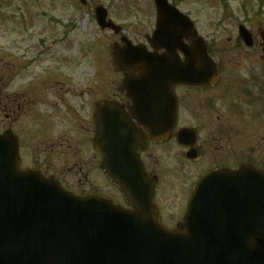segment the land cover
Masks as SVG:
<instances>
[{
	"label": "water",
	"instance_id": "water-1",
	"mask_svg": "<svg viewBox=\"0 0 264 264\" xmlns=\"http://www.w3.org/2000/svg\"><path fill=\"white\" fill-rule=\"evenodd\" d=\"M103 16L102 12L97 13L100 21ZM190 35L194 37V32ZM195 45L199 50L195 66L192 53L181 45L174 46L172 53L180 49L184 61L179 63L175 52L176 56L169 59L170 66L158 67L166 72L161 75L168 79L164 83L189 84L210 73L213 67L202 63L204 50L199 38ZM136 53V50H122L114 55L122 70L140 71L139 65L128 64L135 62L133 55ZM142 61L141 58L137 60L138 63ZM163 92L161 84L158 95ZM161 102L159 98L160 108ZM1 141L7 149L0 147V264H191L195 253L201 258L206 255L205 244H192L198 240L197 236L187 241L188 226L184 227L183 234L170 232L159 226L151 214L147 216L150 227L141 233L131 232L126 226L140 220V215H130L112 207L109 208L118 212L107 210L109 217L100 222L86 220L82 215L85 200L69 195L48 180L20 172L15 145L8 140ZM253 173L254 188L260 190V197L264 198L261 193L264 174ZM259 235L264 238L262 226ZM245 236L251 237V233ZM241 247L244 261L253 264L264 261V239L255 243L250 240ZM227 263L224 260V264Z\"/></svg>",
	"mask_w": 264,
	"mask_h": 264
},
{
	"label": "rangeland",
	"instance_id": "rangeland-1",
	"mask_svg": "<svg viewBox=\"0 0 264 264\" xmlns=\"http://www.w3.org/2000/svg\"><path fill=\"white\" fill-rule=\"evenodd\" d=\"M191 1L192 4L189 5V9L195 8L196 10L194 20L197 29L207 39L214 38L224 41L228 36L210 37L211 30L217 28L234 30L239 22H243L252 32L264 28V5L261 7L259 16L253 15L257 10L258 0H225V6L221 4L220 0ZM113 2L114 5H112ZM80 3L79 0H0V76H9L10 71L16 67L14 63H23L24 61L25 52L21 53L20 46L15 47V42L24 46L33 45L32 53H34L35 58L43 60V57L48 53L45 52L40 57V50L36 46V44L42 42L46 50L60 52L62 55L67 56L78 57L81 55L83 48L85 73L82 78L84 90L87 89L88 85H94L95 83V77L94 79L90 78L91 73L94 74V68L96 74L98 71L95 65L97 58L96 53L93 52L94 50L98 51L100 72L108 75L106 78H101L105 80L116 78L117 76L108 64L111 61L108 46L114 40V37L108 31L99 30L91 15V10L94 8L93 4H103L109 7L110 17L116 23L122 25L133 24L136 22L134 15H139V21L147 17L146 12L142 10V0H85L84 6H81ZM126 4L133 8V14L127 13L125 15L124 7ZM42 13H45V15L42 16ZM14 14L17 16L20 14L23 18L22 22H26L27 25H22V22H20L21 24L17 23V19L13 18ZM125 16L127 17L126 20ZM50 18H54L56 21H51ZM67 22L72 27L65 30ZM26 35L30 37H26ZM25 38H28V41H24ZM49 45H52L50 49H48ZM227 49H232V51L223 55L224 60L235 52L233 45H227ZM91 66L94 68L90 72L89 67ZM60 70L63 71L64 77H73L74 72L71 63L67 69L65 63L61 64ZM250 70L258 78L264 73V69L259 68L257 70L256 66L252 67L246 63L242 64L237 71L240 72L241 76H244L248 75ZM27 71L28 75H32L31 68ZM261 78L264 79V76H261ZM262 79H259V81L262 82ZM70 82L76 85V80ZM80 82L81 80H77V83ZM1 85H4V80H1ZM11 88H13V85L10 88L7 87V90L11 91ZM4 124L7 125V122ZM23 145L35 155L29 158L30 164L41 168L36 155L38 146L41 144ZM78 177H74L70 172L64 174L62 180L63 178H71L72 182H63L66 186L75 190L78 189V184L82 189L94 190L92 185L79 181ZM81 179L84 178L81 177Z\"/></svg>",
	"mask_w": 264,
	"mask_h": 264
},
{
	"label": "flooded vegetation",
	"instance_id": "flooded-vegetation-1",
	"mask_svg": "<svg viewBox=\"0 0 264 264\" xmlns=\"http://www.w3.org/2000/svg\"><path fill=\"white\" fill-rule=\"evenodd\" d=\"M194 90L207 91V93H202V95L199 92L191 95L186 109L188 117L193 123L190 128H193L197 133L195 140L198 150L201 152L200 160L204 159V161H201L202 165L209 169L231 167L236 169L235 167L242 164L245 159L243 144H253L254 139L259 138L255 134L257 129L253 130L252 135H246L241 122L236 118L229 119V109L226 107L227 105L223 98L227 90L226 85L215 88L213 92H209V89L205 90V88ZM122 96L119 102L126 106V99L124 95ZM1 97L2 94L0 92ZM178 103L180 108L181 102L179 99ZM3 108H6V105ZM16 110H20L19 105L15 106ZM51 127L64 131L75 129L72 124H52ZM200 131H205V133L199 135ZM146 144H148V147L145 151L149 152V144H176V142L169 140V142L161 143L148 140ZM141 158L152 174H156L158 164L155 159L144 151L141 153ZM191 178L192 176L189 173H183L171 183L166 184L164 188H161L156 195L160 219L164 224L175 226L181 219Z\"/></svg>",
	"mask_w": 264,
	"mask_h": 264
}]
</instances>
